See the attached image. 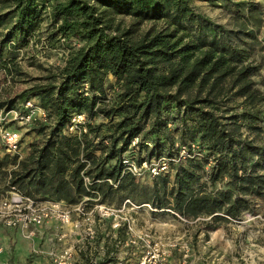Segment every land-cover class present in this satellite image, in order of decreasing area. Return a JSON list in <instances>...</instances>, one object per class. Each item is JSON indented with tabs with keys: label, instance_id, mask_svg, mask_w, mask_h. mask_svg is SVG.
Here are the masks:
<instances>
[{
	"label": "trees",
	"instance_id": "trees-1",
	"mask_svg": "<svg viewBox=\"0 0 264 264\" xmlns=\"http://www.w3.org/2000/svg\"><path fill=\"white\" fill-rule=\"evenodd\" d=\"M13 2L15 25L9 34L18 31L24 38L30 31L27 21L35 10L36 0ZM94 3L114 10L115 14L140 13L149 19L164 11L176 25L184 17L183 10H187L186 0H66L52 8V18L61 20L55 32L63 37L86 33L83 37L87 44L64 70L54 109L56 124L50 137L37 150L36 157L31 158L32 167L22 165L24 172L14 179L17 183H37L44 192L39 188L35 189L36 195L19 191L39 201L68 204L86 195L79 177L83 168L80 162L76 161L70 177L77 198L70 189L71 182L64 177L74 162L64 146L72 142L71 150L76 154V140L68 142L56 136L73 112L84 113L90 120L99 115L107 120L106 124H86L87 131L80 141L87 153L99 147L89 140V135H97L102 127L109 126L110 133L105 136L109 142L102 147L100 169L92 176L99 182L90 186L92 197L99 196L102 203L110 204L123 194V198L137 205L148 203L156 209H171L183 217L206 216L213 220L236 219L243 212L252 211L255 199H264V144L242 137L240 129L256 128L254 123L259 119L256 112L249 110L254 108V100L260 94L245 81L246 68L237 71L234 79L236 85L240 84L238 94L244 97L245 104L248 102L240 114H229V108L220 110L219 104L224 101L217 102L211 92L226 74L235 73L233 63L241 62L244 52L227 45L216 30L204 24L205 20L198 21L195 27L198 39L184 44H180L182 38L192 37L183 32L180 23L173 31L163 28L136 42L124 35H109ZM248 13L253 12L248 9ZM242 18L238 32L251 36L245 30L249 18ZM250 18L254 20L252 15ZM2 20L0 17V24ZM107 72L122 80L117 94L108 103L75 92L78 82L85 80L103 93L102 75ZM191 89L203 92L205 97L196 92L189 96ZM39 91L44 94L42 88ZM116 117L119 119L115 120ZM135 139L137 142L131 146ZM126 152L135 157L137 166L164 161L170 170L152 177L150 185L139 184L133 174L123 169L121 159ZM207 183L213 188L209 189ZM217 183L221 186L215 188ZM86 264L91 263L86 260Z\"/></svg>",
	"mask_w": 264,
	"mask_h": 264
},
{
	"label": "rangeland",
	"instance_id": "rangeland-1",
	"mask_svg": "<svg viewBox=\"0 0 264 264\" xmlns=\"http://www.w3.org/2000/svg\"><path fill=\"white\" fill-rule=\"evenodd\" d=\"M65 2L36 0L35 10L27 21L30 31L21 38L18 31L9 34L15 25L12 14L15 3L0 0V17L3 18L0 24V203L11 188L32 194L39 188L37 183H17L14 179H17L16 174L24 172L22 165L32 167L31 158L36 157L37 150L50 137L51 128L56 124L54 109L64 70L70 59L87 44L83 37L86 33L63 37L55 32L61 20L52 18V8ZM186 4L187 10H183L185 14L179 23L192 39L182 38L180 44L198 39L195 27L198 21L205 20L204 24L216 30L227 45L244 52L242 61L233 63L235 73L226 74L211 92L217 102L224 101L219 104L220 110L229 108V114H240L244 105L248 107V102L245 104L244 97L238 94L240 84L236 85L234 79L237 71L246 68L245 81L250 83L251 90L260 94L249 111L256 112L259 120L254 123V130L242 127L240 133L244 138L253 139L255 144H264V0H186ZM94 6L107 34L124 35L133 42L149 38L163 28L173 31L174 26L180 25H176L164 11L149 19L140 13L115 14L105 6L96 3ZM248 9L253 13H248ZM243 16L249 18L245 23V30L251 33L248 37L238 32ZM199 80H196L197 85ZM121 83L122 80L107 72L102 75L103 93L93 89L85 80L78 82L75 92L94 96L106 104L115 97ZM209 87L211 82L205 88L206 92ZM41 88L44 94H40ZM189 92V96H194L196 90ZM198 92L195 94L205 97L203 92ZM106 122L101 115L90 120L84 113L73 112L64 120L57 138L77 142L76 154L71 150L72 142L70 146L69 143L64 146L74 161L64 177L71 182L72 170L80 162L83 168L79 177L86 195H81L72 204L57 201L70 211L69 223L45 224L33 237L21 236L31 244L29 258L45 256L44 264H57L56 258L70 253L71 264H86V260L91 264H264V199H255L252 211L243 212L236 219L221 217L213 220L206 216L183 217L171 209H156L148 203L137 205L123 198V194L110 204L102 203L99 196L92 197L90 186L99 182L92 176L100 169L102 147L109 142L105 138L110 133L109 126L102 127L97 135H89V140L99 146L91 153L83 150L80 139L87 131L86 124L95 126ZM5 132L17 134L15 150L10 149L3 139ZM53 139L56 142L57 139ZM131 155L130 152L123 154L121 163L127 172L129 164L135 166L134 176L139 184L150 185L154 177L151 169L158 171L162 163L166 166L165 173L170 170L164 161L137 166ZM69 185L74 192L75 184L71 182ZM207 185L209 189L213 188L209 183ZM220 186L217 183L214 187ZM74 196L79 195L74 192ZM0 229L4 228L0 225ZM6 264L14 262L8 260ZM27 264H32L31 259Z\"/></svg>",
	"mask_w": 264,
	"mask_h": 264
},
{
	"label": "built area",
	"instance_id": "built-area-1",
	"mask_svg": "<svg viewBox=\"0 0 264 264\" xmlns=\"http://www.w3.org/2000/svg\"><path fill=\"white\" fill-rule=\"evenodd\" d=\"M8 147L15 150L17 147L18 136L14 132L3 134ZM137 140L132 142L135 144ZM146 163H143L145 166ZM129 173L135 175V166L129 164ZM133 169V170H132ZM166 169L165 163L159 167L158 171L151 169L155 176ZM110 182V181H109ZM111 183V182H110ZM70 221V211L60 202L39 201L21 193L16 188H11L7 197L0 203V225L6 229L17 230L24 238H31L35 235L38 228L45 224L60 223L67 224ZM3 247L0 246V253ZM57 264H71V254L66 253L56 258Z\"/></svg>",
	"mask_w": 264,
	"mask_h": 264
},
{
	"label": "crops",
	"instance_id": "crops-1",
	"mask_svg": "<svg viewBox=\"0 0 264 264\" xmlns=\"http://www.w3.org/2000/svg\"><path fill=\"white\" fill-rule=\"evenodd\" d=\"M21 236L19 231L6 228L0 229V246L3 247L0 253V264H6L8 260H12L14 264H27L30 259L32 264L46 263L45 256L29 258L31 244H28L27 240ZM35 241H37V244L40 242H38V239ZM11 246L13 249H11Z\"/></svg>",
	"mask_w": 264,
	"mask_h": 264
}]
</instances>
